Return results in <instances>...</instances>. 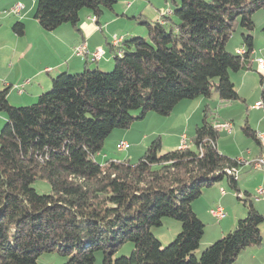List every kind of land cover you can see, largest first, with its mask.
<instances>
[{
	"label": "trees",
	"instance_id": "obj_1",
	"mask_svg": "<svg viewBox=\"0 0 264 264\" xmlns=\"http://www.w3.org/2000/svg\"><path fill=\"white\" fill-rule=\"evenodd\" d=\"M171 1L163 22L134 17L147 36L109 45L112 71L60 73L51 90L26 106L12 105L9 88L0 90L6 117L0 131V264H39L44 253L67 258L63 264H95L98 253L102 264H235L243 250L262 243L264 216L250 203L235 230L197 255L206 225L192 203L204 189L227 180L238 199L248 201L232 173L240 161L218 150L220 132L207 109L191 147L163 152L155 138L135 163L95 159L115 129L150 111L168 115L181 101L213 95L242 100L231 73L252 69L253 15L264 0ZM116 3L38 0L34 17L51 32L77 27L82 10L97 19ZM238 26L243 55L226 48ZM13 30L23 35L25 24L18 21ZM245 133L261 145L250 125ZM37 181L49 184L50 193H38ZM165 218L180 221L182 229L164 247L152 228ZM125 242L133 244L131 255L115 257Z\"/></svg>",
	"mask_w": 264,
	"mask_h": 264
},
{
	"label": "rangeland",
	"instance_id": "obj_2",
	"mask_svg": "<svg viewBox=\"0 0 264 264\" xmlns=\"http://www.w3.org/2000/svg\"><path fill=\"white\" fill-rule=\"evenodd\" d=\"M177 1L181 2V0ZM128 3H136V5H140L141 8L138 10V12L143 8L142 14L143 16L147 17L149 21H153L154 15L158 13L161 14L162 10H166L165 13H169V9L174 8L171 0H117L115 7L118 6L121 8V5H123L121 8V11H123L127 8L126 5ZM84 11H86V9L83 10V12ZM105 11L111 10L106 9ZM162 17L163 13L156 21L163 22ZM263 17L264 9H260L254 13L253 18L255 20L256 28L253 31V34L256 31H261L260 33L264 32L262 31L264 25H260L261 19ZM134 23L135 27L144 28V26L139 24V21H135ZM243 32L244 30L238 26L226 44L227 50L234 52L235 45H243ZM143 36H147V31ZM255 43L263 45L264 41L258 37ZM96 50L102 49H95L92 51L90 49L88 52L93 54ZM94 64L95 63H91L90 65L94 66ZM93 68L94 67H92V70H94ZM113 69L114 65L107 71H112ZM254 70L255 72H258L256 83L260 89L255 90V92L250 91V89L253 88L251 81L249 86H246L244 92L240 93L242 100L222 101L217 95H213L211 98L199 97L194 100L181 101L168 115H161L159 113L150 111L144 118L134 121L128 128L115 129L111 136L105 141L102 150L95 156V159L100 164H105L109 161L122 160L135 163L141 158V156H143L148 146L155 138H161L163 152L174 150L176 147L181 145L182 141L179 143L181 137L183 138V136H185L186 140H192L197 126L201 125L203 122L205 109H207L208 118L212 122H215L216 124L230 122L233 127L232 131H220V136L217 140V148L226 156L236 159L238 162L240 161V165L243 164L241 166L242 169L246 168L244 172L239 175L246 178L243 185L241 184L242 194L239 195L245 196L243 199H247L248 201L245 202L243 200H239L237 191L230 186L227 180H223L212 187L204 189L202 195L194 201L200 208L199 218L206 225L201 246L197 251L198 257L201 256L202 252L206 248L219 240L220 238L218 237L222 236L223 234L226 235L229 232L235 230L239 220L245 218L248 215V206L250 203H252L254 208L264 216V199H258L256 194V190L258 188H264V169L249 168L251 167V162L257 159L254 158L260 152L261 148L254 138L248 136L245 133V127L247 125H250L251 128L256 131H259L258 126L261 125L263 126V131H261L264 132V120L263 122L261 121L264 119V108L255 107L257 100L262 102L261 97L257 99V96L262 94L264 83H261V77L259 75V72L262 71L260 69H256V67ZM49 90H51V87L45 92ZM245 93L247 96L244 95ZM135 114H139V111L132 112V115L136 116ZM5 124L6 121L4 122L3 126ZM122 139L127 141L128 147L124 150H119L117 149V143ZM188 145L189 143H187V146ZM249 169L250 172H247ZM33 187L38 193H50L49 184L43 181H37L33 184ZM222 189L225 190L224 194L221 191ZM245 192H248L250 195H244ZM217 205L224 206L226 209H224L225 214L226 216L228 215L229 218L231 216L234 218L238 211L237 209L242 211L241 214L237 213V218L235 219L233 225H231L230 228H227L225 232L222 231V227L224 226H222V224L225 220H218L210 214V208H215ZM235 207L237 208L235 209ZM181 229L182 225L180 221L173 218H165L163 220L162 226L152 228V232L157 238L160 239L162 245L165 247L173 241ZM260 229L262 234V243L258 246L249 247L243 250L235 264H264V222L261 224ZM132 250L133 244L131 242H125L120 246L115 254V257H129L132 253ZM66 260L67 258L60 256L57 253H44L38 261L39 264H63V262ZM95 264H102L101 253L97 254Z\"/></svg>",
	"mask_w": 264,
	"mask_h": 264
},
{
	"label": "crops",
	"instance_id": "obj_3",
	"mask_svg": "<svg viewBox=\"0 0 264 264\" xmlns=\"http://www.w3.org/2000/svg\"><path fill=\"white\" fill-rule=\"evenodd\" d=\"M18 2L24 4L20 16L11 12V9ZM37 3L38 0H0V90L9 88L8 99L14 106H25L34 103L43 92L51 87L52 79L60 73H77L86 68L91 69L92 67L109 70L113 67V58L109 45L111 43L114 44L113 40L115 37L120 39L121 42L126 36L144 35L146 32L145 28L135 27L134 22L136 20L134 17L143 15V8L139 11V14L138 10L141 6L136 5V3H128L126 5L127 8L123 11H121L123 5H121V8L116 6L115 10L104 11L97 19L90 10L84 12L82 10L77 27L71 24H64L51 32L45 31L34 17ZM165 11L162 10V13H165ZM162 13L154 15L153 21H156ZM145 18L147 19V17ZM18 21L25 24V33L23 35H18L13 30V25ZM260 25H264V17L261 19ZM260 32L256 31L253 34L254 50L250 54L252 69L231 73V79L240 96V93L244 92L246 86H249L251 81L253 88L250 91L255 92V90L260 89L256 83L258 72H255V67L262 71L259 72V75L261 77V83H264V69L259 64V59L264 60V44L255 43L258 37L264 41V32ZM79 45H85L91 51L102 49L104 54L98 60L93 59L91 52L77 56L74 54V49ZM234 47V53H239V50L245 49L243 45H235ZM91 63H95L94 66H91ZM244 95L247 96L246 93ZM259 97H261V101L263 102L264 89L262 94L257 96V99ZM258 102L260 100L256 101V103ZM263 120L261 121L263 122ZM5 121V115L0 113V129ZM262 127L261 125L258 126L259 131H257V136L259 138H261L260 136H264ZM260 140L261 145H259L261 149L254 159L264 156V141L262 139ZM120 141L126 140L122 139ZM181 141H183L182 137L179 143ZM186 141L189 143L188 146L191 147L193 145L192 140ZM181 146L182 143L175 149L181 148ZM251 163V167L248 166L249 168L258 169L253 166V161ZM242 165L239 164L237 169V181L240 194H242L241 184L243 185L246 180L245 177L239 176L246 169H242ZM247 172H250V169ZM192 207L199 216L200 208L198 204L193 202ZM217 207L225 209L221 205H217L215 208ZM212 209L214 207L210 208V214ZM237 210V213H242L241 210ZM237 213L234 218L232 216L229 218L227 215L228 217L226 216L223 219L225 220L222 224V226L224 225L222 227L223 232L233 225L237 218ZM223 235L218 238L223 237Z\"/></svg>",
	"mask_w": 264,
	"mask_h": 264
},
{
	"label": "built area",
	"instance_id": "obj_4",
	"mask_svg": "<svg viewBox=\"0 0 264 264\" xmlns=\"http://www.w3.org/2000/svg\"><path fill=\"white\" fill-rule=\"evenodd\" d=\"M24 8V4L21 2H18L14 5V7L11 9V12L20 16L22 14V10ZM114 44L117 45L120 42V39L116 38L113 40ZM85 53H89L85 45H80L75 47L74 49V54L77 56L84 55ZM104 52L102 50H98L94 52L92 55L93 59H100L103 56ZM239 54L243 55L244 50H239ZM259 64L262 69H264V60L259 59ZM255 107L257 108H264V104L262 102L256 103ZM215 127L218 132L222 130H227L228 132L232 131V124L230 122L224 123V124H216ZM263 141H264V136H260ZM128 147V143L126 141H119L117 143V149L119 150H124ZM187 143H186V138L183 137L182 141V146L181 148H186ZM253 166L255 168H263L264 169V156L258 157L255 161H253ZM232 173H235L237 176V170H233ZM222 193H225V190H221ZM256 194L259 199L263 198L264 199V188L260 187L256 190ZM211 214L213 215L214 218L218 220H222L226 217L225 211L222 207H217L211 210Z\"/></svg>",
	"mask_w": 264,
	"mask_h": 264
}]
</instances>
